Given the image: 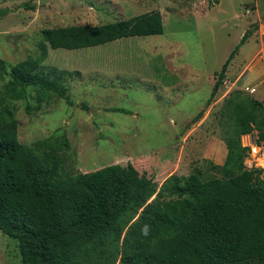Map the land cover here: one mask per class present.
I'll use <instances>...</instances> for the list:
<instances>
[{"label": "rangeland", "instance_id": "obj_1", "mask_svg": "<svg viewBox=\"0 0 264 264\" xmlns=\"http://www.w3.org/2000/svg\"><path fill=\"white\" fill-rule=\"evenodd\" d=\"M0 10H8L0 17V60L8 66L40 53L44 29L162 13L159 36L81 50L49 48L39 71L60 79L72 106L52 95L36 110L37 88L21 90L0 70V110H13L27 147L59 138L62 176L83 173L87 181L111 180L119 188L131 163L158 187L172 174L222 178L225 98L242 90L264 103V0H219L213 7L209 0H0ZM248 31L252 36L209 103L217 74ZM256 139V131L242 137L251 149L245 164L264 170V143L257 146ZM144 206L130 216L118 206L115 226L125 232ZM115 248L119 264L121 240ZM0 264H21L18 241L1 231Z\"/></svg>", "mask_w": 264, "mask_h": 264}, {"label": "trees", "instance_id": "obj_2", "mask_svg": "<svg viewBox=\"0 0 264 264\" xmlns=\"http://www.w3.org/2000/svg\"><path fill=\"white\" fill-rule=\"evenodd\" d=\"M218 4L209 0L210 7ZM7 13L0 10V17ZM163 33V16L157 10L102 25L48 28L41 32L36 57L13 66L0 60V70L21 90L37 88L36 110L52 95L72 106L60 79L39 71L49 48L81 50ZM251 36L248 31L223 64L209 103ZM26 110L30 114L33 108L28 104ZM221 112L227 147L225 163L218 167L222 178L172 174L158 187L129 163L117 188L111 180L87 181L83 173L62 176L59 138L27 147L19 140L13 110L1 109L0 231L18 241L21 264H115L120 240L119 264H264V170L247 168L251 149L242 144V137L254 131L256 145L264 143V103L235 90ZM143 203L125 232L115 226L118 206L130 216L137 215Z\"/></svg>", "mask_w": 264, "mask_h": 264}, {"label": "clouds", "instance_id": "obj_3", "mask_svg": "<svg viewBox=\"0 0 264 264\" xmlns=\"http://www.w3.org/2000/svg\"><path fill=\"white\" fill-rule=\"evenodd\" d=\"M143 232H144L145 235L148 234V226L147 225L144 227Z\"/></svg>", "mask_w": 264, "mask_h": 264}, {"label": "water", "instance_id": "obj_4", "mask_svg": "<svg viewBox=\"0 0 264 264\" xmlns=\"http://www.w3.org/2000/svg\"><path fill=\"white\" fill-rule=\"evenodd\" d=\"M252 139H253V137H252Z\"/></svg>", "mask_w": 264, "mask_h": 264}]
</instances>
